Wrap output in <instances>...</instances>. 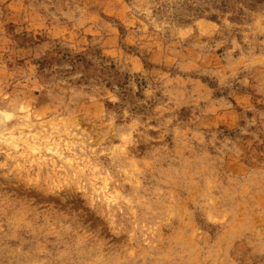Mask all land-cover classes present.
<instances>
[{
	"label": "rangeland",
	"instance_id": "1",
	"mask_svg": "<svg viewBox=\"0 0 264 264\" xmlns=\"http://www.w3.org/2000/svg\"><path fill=\"white\" fill-rule=\"evenodd\" d=\"M0 264H264V0H0Z\"/></svg>",
	"mask_w": 264,
	"mask_h": 264
}]
</instances>
